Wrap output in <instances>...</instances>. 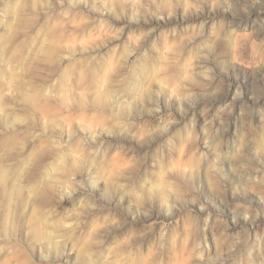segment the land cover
Returning <instances> with one entry per match:
<instances>
[{"label":"clouds","instance_id":"1","mask_svg":"<svg viewBox=\"0 0 264 264\" xmlns=\"http://www.w3.org/2000/svg\"><path fill=\"white\" fill-rule=\"evenodd\" d=\"M0 264H264V0H0Z\"/></svg>","mask_w":264,"mask_h":264}]
</instances>
